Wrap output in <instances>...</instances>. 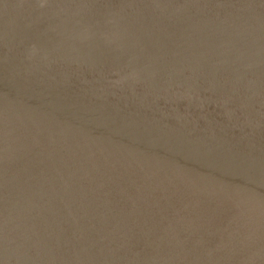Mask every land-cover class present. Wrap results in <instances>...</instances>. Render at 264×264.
Returning <instances> with one entry per match:
<instances>
[{
	"label": "water",
	"instance_id": "water-1",
	"mask_svg": "<svg viewBox=\"0 0 264 264\" xmlns=\"http://www.w3.org/2000/svg\"><path fill=\"white\" fill-rule=\"evenodd\" d=\"M0 264H264V0H0Z\"/></svg>",
	"mask_w": 264,
	"mask_h": 264
}]
</instances>
